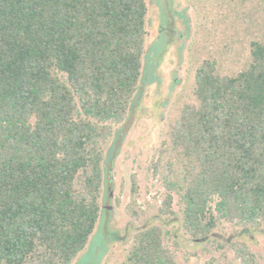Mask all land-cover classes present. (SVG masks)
Returning a JSON list of instances; mask_svg holds the SVG:
<instances>
[{
	"label": "trees",
	"instance_id": "trees-1",
	"mask_svg": "<svg viewBox=\"0 0 264 264\" xmlns=\"http://www.w3.org/2000/svg\"><path fill=\"white\" fill-rule=\"evenodd\" d=\"M234 1L239 21L253 8L249 57L232 74L202 61L154 170L159 215L196 243L264 232V0ZM147 20V0H0V264H73L87 247L144 75ZM166 235L142 228L127 264H178ZM231 245L234 261L205 264H258Z\"/></svg>",
	"mask_w": 264,
	"mask_h": 264
},
{
	"label": "rangeland",
	"instance_id": "rangeland-1",
	"mask_svg": "<svg viewBox=\"0 0 264 264\" xmlns=\"http://www.w3.org/2000/svg\"><path fill=\"white\" fill-rule=\"evenodd\" d=\"M147 3L144 75L123 125L112 170L106 175L97 227L73 264H127L135 234L151 224L164 225L165 244L178 264H205L211 258L232 262L235 254L231 244L237 241L249 247L258 264H264L262 231L240 235L239 230L227 227L223 237L196 243L179 222L160 216L165 189L154 174L170 125L185 104L195 102V74L202 61L219 59L222 72L227 74L238 72L247 61L254 31L245 32L244 21L249 18L242 17L253 8H246L239 21L241 8H234V0ZM173 209L179 213L177 200Z\"/></svg>",
	"mask_w": 264,
	"mask_h": 264
}]
</instances>
